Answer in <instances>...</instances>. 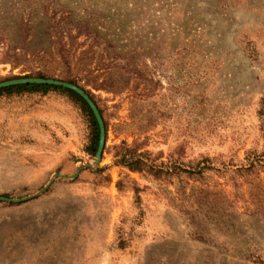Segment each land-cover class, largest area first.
Here are the masks:
<instances>
[{
  "label": "rangeland",
  "instance_id": "rangeland-1",
  "mask_svg": "<svg viewBox=\"0 0 264 264\" xmlns=\"http://www.w3.org/2000/svg\"><path fill=\"white\" fill-rule=\"evenodd\" d=\"M38 74L105 144L64 92H0V264H264V0H0V82Z\"/></svg>",
  "mask_w": 264,
  "mask_h": 264
},
{
  "label": "trees",
  "instance_id": "trees-1",
  "mask_svg": "<svg viewBox=\"0 0 264 264\" xmlns=\"http://www.w3.org/2000/svg\"><path fill=\"white\" fill-rule=\"evenodd\" d=\"M23 77H29V75H24ZM37 77L46 78L42 74H38ZM15 78H21V77L16 76ZM65 81L78 85L89 95V97L96 104L92 94L89 91H87L83 86L77 84V82L74 81L73 79H65ZM49 90H58L66 93L74 101L79 103L83 108V110L86 112L91 125L90 140L86 146V150L91 156H93L96 153L98 146L99 126L90 106L78 93L74 92L73 90L67 87L50 85V84H39V83L14 84L10 86L0 87V92H6L9 94L13 92H23V91H30V92L40 91L43 94H45ZM96 106L102 117L101 109L98 107L97 104ZM115 148L117 151L114 154V158H115V163L117 165L124 167L129 171L146 173L147 175H151L154 179H158L162 176L179 177L181 174H184L187 178H189V177H195L196 174H200L201 172L200 168L198 169L186 168V167H180L179 165L176 164L167 165L162 162L157 163L156 158L151 157L149 151L147 150L140 151L138 145L128 146L125 141H121L120 144H118ZM117 185L120 186V181L117 182ZM177 190L182 191V189L180 190L178 187ZM257 259L258 258H256V260Z\"/></svg>",
  "mask_w": 264,
  "mask_h": 264
},
{
  "label": "water",
  "instance_id": "water-1",
  "mask_svg": "<svg viewBox=\"0 0 264 264\" xmlns=\"http://www.w3.org/2000/svg\"><path fill=\"white\" fill-rule=\"evenodd\" d=\"M24 83H39V84H50V85L63 86V87H67V88L73 90L74 92H76L80 96H82V98L90 106V108H91V110H92V112H93V114L97 120L98 126H99V141H98L96 153L94 155V161H95V163H97L101 158L102 150H103V147L105 144V126H104L103 119L99 113V110H98L96 104L89 97V95L82 88H80L78 85H75L73 83L63 81V80L53 79V78H41V77L14 78V79L1 81L0 87L10 86V85H14V84H24ZM78 170H79V167H78ZM54 176H61V175L56 173V174H54ZM50 182H51V179L45 185L44 189L49 186ZM44 189L39 191L37 194L41 193ZM30 197H28V198H30ZM0 200H15V199L0 197Z\"/></svg>",
  "mask_w": 264,
  "mask_h": 264
}]
</instances>
